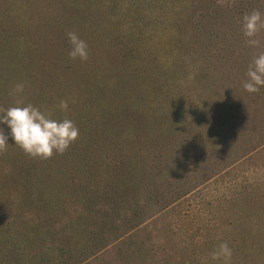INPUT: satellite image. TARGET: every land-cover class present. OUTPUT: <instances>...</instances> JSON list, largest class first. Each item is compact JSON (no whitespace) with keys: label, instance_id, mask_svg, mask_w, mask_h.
Listing matches in <instances>:
<instances>
[{"label":"trees","instance_id":"16d2710c","mask_svg":"<svg viewBox=\"0 0 264 264\" xmlns=\"http://www.w3.org/2000/svg\"><path fill=\"white\" fill-rule=\"evenodd\" d=\"M29 1L0 0V107L32 103L79 135L48 159L14 144L0 151V264H222L210 259L220 243L231 264H264V176L231 193L224 215L220 200L211 227L174 228L170 215L205 182L264 167V88L241 87L264 51V29L249 47L241 18H264V0H131L128 37L142 41L145 10L146 57L105 56L95 70L72 61L63 78L4 19L29 13ZM160 30L169 50L157 47ZM107 59L116 65L105 75Z\"/></svg>","mask_w":264,"mask_h":264},{"label":"rangeland","instance_id":"374dc122","mask_svg":"<svg viewBox=\"0 0 264 264\" xmlns=\"http://www.w3.org/2000/svg\"><path fill=\"white\" fill-rule=\"evenodd\" d=\"M17 1L19 3V0ZM127 2H131V0H106L103 4H99L97 1V6L89 9L88 0H31L27 2V5L30 6L29 13H27L28 9H21L9 21H7L8 18L4 19H6V23L11 22L13 27H17L15 29L9 24L15 35L20 34L23 37L26 35L29 38L25 41V46L28 43L32 44L29 50L39 55L37 60H45L44 64H47L48 68L52 69L51 71L58 73V77L63 78L66 75L68 76L69 73L66 69L70 67L72 61L74 62L73 69L76 68L77 62H80L81 66L95 70L102 64L105 56L110 59L109 56L111 55L114 57L117 54L127 55L136 50V55L141 54L143 58L146 57V51L150 49L145 47V41L147 43L146 39L150 36V33L146 26L145 10L139 16H136L138 18L136 21L142 24V41H137L128 37L130 23L133 22V19L131 15L127 14L124 5ZM65 4L73 6L69 8V11L72 12L71 22H67L65 15L60 14L61 9L67 10ZM74 6L82 7L76 13ZM143 8L145 9V7ZM48 22L51 26H48ZM133 28L135 27L133 26ZM69 31L75 32L88 45V59L86 61L70 60L68 58L67 53L70 45L66 39V33ZM157 39L163 42L157 45L158 48L162 47L165 48L163 50H169L166 31L160 30ZM50 61L54 63L52 64ZM188 61L191 62V59ZM114 65L116 64L114 63ZM113 66L107 59L105 67H103L107 71L105 75H108V70ZM129 66L130 64L127 63V66L124 67ZM189 138L192 139L193 137ZM204 155L208 156L207 153ZM263 176L264 167L251 172H235L233 175L225 176L222 181L220 177H216L205 182L172 208L170 215L173 216L174 228L181 227L189 222H192L193 227L199 223L202 226L204 224L211 227L215 224L213 214L220 200L223 201L224 198L225 201L222 203L224 209L222 213L224 215V213H228L226 210H230V203L227 201L230 194L235 193L239 186L256 182ZM221 208L218 207L216 211H221Z\"/></svg>","mask_w":264,"mask_h":264},{"label":"clouds","instance_id":"9594fccd","mask_svg":"<svg viewBox=\"0 0 264 264\" xmlns=\"http://www.w3.org/2000/svg\"><path fill=\"white\" fill-rule=\"evenodd\" d=\"M241 28L247 46H261L257 35L264 29V18L259 10L253 9L243 15ZM66 39L70 45L68 58L86 61V42L73 31L66 33ZM245 75L246 79L241 84L245 92L258 93L264 88V51L251 58ZM23 88V84L18 83L13 91L19 94L23 92ZM56 107L60 111H66L68 103L61 99ZM0 126V151L14 144L26 155L40 159H48L54 153L63 154L79 135V129L71 119H56L48 109L19 100L8 107H0ZM231 258L232 249L227 243H220L210 254L211 261L222 260V264H231ZM202 264L208 262L202 261Z\"/></svg>","mask_w":264,"mask_h":264}]
</instances>
